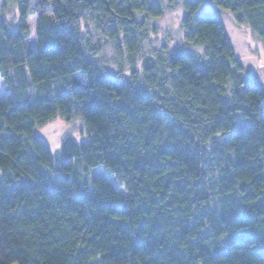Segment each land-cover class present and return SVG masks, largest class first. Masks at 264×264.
<instances>
[{
  "label": "trees",
  "instance_id": "16d2710c",
  "mask_svg": "<svg viewBox=\"0 0 264 264\" xmlns=\"http://www.w3.org/2000/svg\"><path fill=\"white\" fill-rule=\"evenodd\" d=\"M166 1L186 44L141 55L161 2L0 0V264H264V87L204 0ZM207 1L264 46V0ZM55 118L86 139L51 151Z\"/></svg>",
  "mask_w": 264,
  "mask_h": 264
},
{
  "label": "rangeland",
  "instance_id": "374dc122",
  "mask_svg": "<svg viewBox=\"0 0 264 264\" xmlns=\"http://www.w3.org/2000/svg\"><path fill=\"white\" fill-rule=\"evenodd\" d=\"M161 2L162 13L156 18H145L144 22L147 28V37L141 44V55H147L152 50L166 47L172 49L174 47H184L185 42L182 39L180 30V19L184 14L181 6L177 3L169 6L166 0H154ZM34 0H30V8H33ZM202 9L216 13L222 20L225 32L231 43L235 55L243 65L244 72L251 75L264 87V46L260 40L245 26L235 23L231 15L215 8L207 0L203 1ZM7 21H12V11L5 15ZM141 18H139L140 20ZM34 15L28 18L30 28H33ZM82 30L85 34L89 33L91 38L96 35L92 31L91 26L82 23ZM34 43L33 41L31 42ZM123 55V50L118 54L114 44L107 40L101 42L100 52L95 58L103 66L105 71L115 74L118 70H124L123 75L128 77L126 71L127 63ZM7 92L4 89L2 79L0 77V98H5ZM249 119L242 116L239 112L235 114L233 123V131L235 133H245L249 126ZM35 133L50 148L55 151L65 136H72L76 140H85V128L79 119L71 121H63L55 118L45 125L36 128Z\"/></svg>",
  "mask_w": 264,
  "mask_h": 264
}]
</instances>
